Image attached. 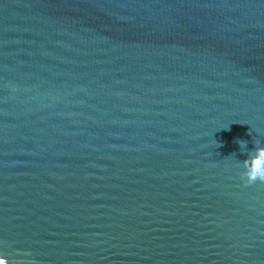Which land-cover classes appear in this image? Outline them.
Segmentation results:
<instances>
[{"label":"water","instance_id":"water-1","mask_svg":"<svg viewBox=\"0 0 264 264\" xmlns=\"http://www.w3.org/2000/svg\"><path fill=\"white\" fill-rule=\"evenodd\" d=\"M264 0H0L5 264H264Z\"/></svg>","mask_w":264,"mask_h":264},{"label":"clouds","instance_id":"clouds-1","mask_svg":"<svg viewBox=\"0 0 264 264\" xmlns=\"http://www.w3.org/2000/svg\"><path fill=\"white\" fill-rule=\"evenodd\" d=\"M242 164L245 170L241 178L245 184L264 182V146L255 147ZM0 264H5V260L0 259Z\"/></svg>","mask_w":264,"mask_h":264}]
</instances>
